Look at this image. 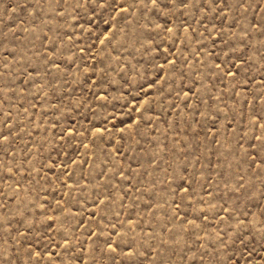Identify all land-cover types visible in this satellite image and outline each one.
I'll list each match as a JSON object with an SVG mask.
<instances>
[{"label":"rangeland","instance_id":"obj_1","mask_svg":"<svg viewBox=\"0 0 264 264\" xmlns=\"http://www.w3.org/2000/svg\"><path fill=\"white\" fill-rule=\"evenodd\" d=\"M0 264H264V0H0Z\"/></svg>","mask_w":264,"mask_h":264}]
</instances>
